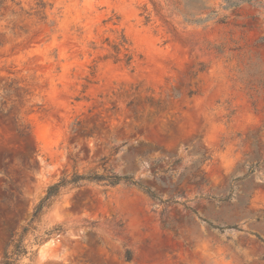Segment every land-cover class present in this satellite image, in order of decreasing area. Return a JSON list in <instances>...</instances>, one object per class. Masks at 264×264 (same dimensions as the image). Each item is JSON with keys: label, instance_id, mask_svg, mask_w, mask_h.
<instances>
[{"label": "rangeland", "instance_id": "374dc122", "mask_svg": "<svg viewBox=\"0 0 264 264\" xmlns=\"http://www.w3.org/2000/svg\"><path fill=\"white\" fill-rule=\"evenodd\" d=\"M41 1L0 0V263L47 186L105 166L171 201L68 186L29 264H264V0H206L226 18L200 24L172 0Z\"/></svg>", "mask_w": 264, "mask_h": 264}, {"label": "trees", "instance_id": "16d2710c", "mask_svg": "<svg viewBox=\"0 0 264 264\" xmlns=\"http://www.w3.org/2000/svg\"><path fill=\"white\" fill-rule=\"evenodd\" d=\"M253 0H225V5H222L223 8L226 9H234L238 7L241 3L244 2H252ZM206 0H172L173 10L180 14L183 19L187 22L191 23H205L209 20H215L218 23L225 22V16L220 18L217 17V11L215 9H210L206 6ZM44 9L45 4L39 0L35 15L39 16L41 19H44ZM208 10L204 17H201L200 14ZM125 43L122 40L120 43L115 46L117 47L123 46ZM129 57L127 58V62L129 61ZM102 173H86L81 174L78 172H73L70 174H63L57 181L47 186L45 194L43 197L37 202L34 206L31 217L29 221L21 227V229L17 232L11 234V238L5 250L3 252V259L0 264H22V259H27L28 262L25 264H29L32 256L35 253L34 246L39 245L51 234H56L61 232L60 226H55L54 228L46 231L43 235H34L33 232L35 230V222L39 219L42 211L48 208L56 196L59 195L60 191L65 189L68 186H76L81 181H90V182H103L104 184L115 186L119 183H128L130 185H136L145 190V192L152 198L158 199L160 202L167 203L170 202V199L162 201L156 193H154L150 188L140 184L138 181L134 180L132 177L128 175H118L114 173L111 169L102 166ZM208 224L212 228H216L219 230H224L225 227L212 225L208 221ZM163 227H166L164 224ZM236 228L235 226H233ZM32 234V238L27 240V236ZM124 261L131 262L133 259V255L131 250L126 249L123 256Z\"/></svg>", "mask_w": 264, "mask_h": 264}]
</instances>
